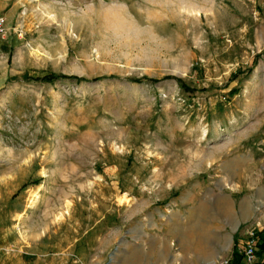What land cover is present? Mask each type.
<instances>
[{"label":"rangeland","instance_id":"374dc122","mask_svg":"<svg viewBox=\"0 0 264 264\" xmlns=\"http://www.w3.org/2000/svg\"><path fill=\"white\" fill-rule=\"evenodd\" d=\"M4 4L0 264L230 263L264 237V0Z\"/></svg>","mask_w":264,"mask_h":264},{"label":"built area","instance_id":"2783aa9c","mask_svg":"<svg viewBox=\"0 0 264 264\" xmlns=\"http://www.w3.org/2000/svg\"><path fill=\"white\" fill-rule=\"evenodd\" d=\"M7 17L0 14V38L7 33ZM258 238L256 233L251 229L247 232V239L242 247H238L237 251L242 256L244 264H254L256 262V246ZM218 264H229L228 260H222Z\"/></svg>","mask_w":264,"mask_h":264},{"label":"trees","instance_id":"16d2710c","mask_svg":"<svg viewBox=\"0 0 264 264\" xmlns=\"http://www.w3.org/2000/svg\"><path fill=\"white\" fill-rule=\"evenodd\" d=\"M68 77L62 76V75H55V74H47L43 75L41 77H35V80L37 81H54L58 79H66ZM70 79H75L76 81H79L80 79L77 77H70ZM263 231H260L259 233H256V236L258 238V243L256 246L255 253L257 255H263V259L258 262L257 264H264V237L261 235ZM242 259V256L238 253L236 246H234V249L232 251V264H238V262Z\"/></svg>","mask_w":264,"mask_h":264},{"label":"crops","instance_id":"0c3cea01","mask_svg":"<svg viewBox=\"0 0 264 264\" xmlns=\"http://www.w3.org/2000/svg\"><path fill=\"white\" fill-rule=\"evenodd\" d=\"M4 7H5V4L3 6L0 5V12H1V9H3ZM9 12H11V11L9 10ZM261 229L264 230V224L262 225ZM213 256H214L213 250H210V252H208L207 250L204 251L202 249V251L199 254V249L197 247L196 248V254H195V256L193 257V260L190 263L180 262V263H175V264H214L218 260H217V257H216V259H214ZM262 259H263V255H257L256 254V262L254 264H257ZM229 264H232V259H231ZM238 264H244L243 260L241 259L238 262Z\"/></svg>","mask_w":264,"mask_h":264},{"label":"bare ground","instance_id":"6f19581e","mask_svg":"<svg viewBox=\"0 0 264 264\" xmlns=\"http://www.w3.org/2000/svg\"><path fill=\"white\" fill-rule=\"evenodd\" d=\"M249 208L248 207H246V210L245 211H247Z\"/></svg>","mask_w":264,"mask_h":264}]
</instances>
